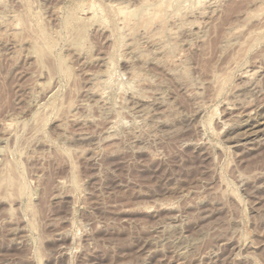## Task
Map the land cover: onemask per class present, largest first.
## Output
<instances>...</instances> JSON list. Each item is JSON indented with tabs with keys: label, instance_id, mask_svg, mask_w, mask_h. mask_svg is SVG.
<instances>
[{
	"label": "rangeland",
	"instance_id": "obj_1",
	"mask_svg": "<svg viewBox=\"0 0 264 264\" xmlns=\"http://www.w3.org/2000/svg\"><path fill=\"white\" fill-rule=\"evenodd\" d=\"M0 264H264V0H0Z\"/></svg>",
	"mask_w": 264,
	"mask_h": 264
},
{
	"label": "bare ground",
	"instance_id": "obj_2",
	"mask_svg": "<svg viewBox=\"0 0 264 264\" xmlns=\"http://www.w3.org/2000/svg\"><path fill=\"white\" fill-rule=\"evenodd\" d=\"M78 36V35H77ZM148 60V59H147ZM246 121V120H245ZM247 124V123H246ZM241 133V132H240ZM242 134V133H241ZM248 135V134H247ZM243 137V136H242Z\"/></svg>",
	"mask_w": 264,
	"mask_h": 264
}]
</instances>
